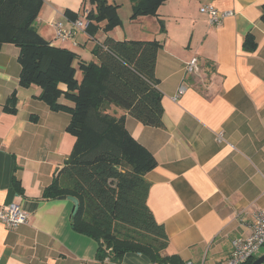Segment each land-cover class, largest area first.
Segmentation results:
<instances>
[{"label": "crops", "instance_id": "0c3cea01", "mask_svg": "<svg viewBox=\"0 0 264 264\" xmlns=\"http://www.w3.org/2000/svg\"><path fill=\"white\" fill-rule=\"evenodd\" d=\"M108 1L118 5L122 23L130 11L126 29L99 28L94 35L75 29L66 40L57 38L53 23L71 30L66 11L82 18L83 7H92L84 0H43L36 28L50 45L76 53V67L79 60L96 61L93 48L107 37L162 42L155 66L162 126L114 110L157 162L145 178L147 204L168 237L163 254L182 264H220L232 239L248 235L264 208V0H166L156 15L137 18H131V0ZM205 4L233 14L210 25L200 12ZM248 33L257 44L252 52L243 48ZM18 54L13 44L0 47V206L19 203L27 220L17 227L0 222V264H151L138 253L119 263L98 260L97 242L71 227L73 202L43 197L75 137L66 130L69 113L49 109L38 99L40 87L19 85ZM192 57L197 67L188 72ZM76 76L81 79L78 68ZM180 85L184 91L174 100ZM12 93L14 112L4 108ZM59 101L71 105L62 96Z\"/></svg>", "mask_w": 264, "mask_h": 264}, {"label": "trees", "instance_id": "16d2710c", "mask_svg": "<svg viewBox=\"0 0 264 264\" xmlns=\"http://www.w3.org/2000/svg\"><path fill=\"white\" fill-rule=\"evenodd\" d=\"M165 1L131 0V18L154 16ZM84 2L92 6L86 15L88 34L94 35L99 28L108 32L121 23L118 5L108 0ZM42 4L43 0H0V47L10 43L19 48L20 86L40 87L38 99L52 111L70 115L66 130L75 142L43 197L77 199L71 227L97 242L100 261L119 263L126 253H138L151 264H182L178 257L163 254L168 237L147 204L150 183L145 175L157 162L127 131L124 114L115 111L147 126H162L164 110L155 76L162 42L107 37L93 48L96 61L79 60L76 67V53L50 45L37 30ZM66 13L75 19L76 15ZM160 30L165 31L162 23ZM256 46L253 34L248 33L244 50L252 52ZM61 83L65 90L59 88ZM61 96L71 105L60 102ZM15 106L12 93L4 108L14 112Z\"/></svg>", "mask_w": 264, "mask_h": 264}, {"label": "built area", "instance_id": "2783aa9c", "mask_svg": "<svg viewBox=\"0 0 264 264\" xmlns=\"http://www.w3.org/2000/svg\"><path fill=\"white\" fill-rule=\"evenodd\" d=\"M88 10L84 8L82 18L75 19L71 23V30H64L62 23H53L56 29V36L60 40H66L71 37L73 30L86 29L89 21L86 18ZM200 12L205 14L210 25L218 26L224 18L233 14L230 10L217 9L212 4H205L200 7ZM197 58L192 57L187 63V71L192 72L197 67ZM184 91V86L180 85L177 93L173 97L176 100ZM218 142L223 141V133L218 131L216 134ZM27 220V213L23 211L19 203L12 202L7 205L0 206V222L5 223L9 227H17ZM264 244V208L258 211L250 225V233L245 236H239L231 241V252L227 260L220 264H243L250 259H254V254L258 248ZM187 264H191L190 262ZM264 264V263H263Z\"/></svg>", "mask_w": 264, "mask_h": 264}, {"label": "rangeland", "instance_id": "374dc122", "mask_svg": "<svg viewBox=\"0 0 264 264\" xmlns=\"http://www.w3.org/2000/svg\"><path fill=\"white\" fill-rule=\"evenodd\" d=\"M122 7L123 8H125L126 7V2L124 1V4L122 5ZM130 11H128V13H129ZM128 13H122V16H123V18H125L124 19V22L122 23H120L119 25H120V27H121V29H126L127 28V23H126V18L128 17ZM132 14V13H131ZM121 21V20H120ZM118 25V26H119ZM187 70V69H186ZM264 254V244L263 245H261L259 248H258V250L255 252V254H254V257L255 258H257V257H259V256H261V255H263Z\"/></svg>", "mask_w": 264, "mask_h": 264}, {"label": "water", "instance_id": "95a60500", "mask_svg": "<svg viewBox=\"0 0 264 264\" xmlns=\"http://www.w3.org/2000/svg\"><path fill=\"white\" fill-rule=\"evenodd\" d=\"M63 198H66L68 200H70L71 202H73V210H75L77 208V199L72 197V196H66V197H63ZM264 263V254L257 257V258H254L253 261L250 263V264H263Z\"/></svg>", "mask_w": 264, "mask_h": 264}]
</instances>
